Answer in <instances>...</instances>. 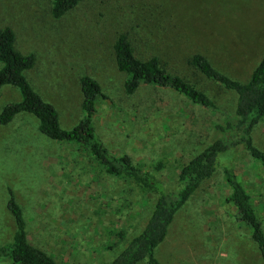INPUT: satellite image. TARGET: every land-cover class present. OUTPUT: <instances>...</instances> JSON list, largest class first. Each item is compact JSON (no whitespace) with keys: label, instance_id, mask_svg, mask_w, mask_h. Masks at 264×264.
I'll return each instance as SVG.
<instances>
[{"label":"rangeland","instance_id":"1","mask_svg":"<svg viewBox=\"0 0 264 264\" xmlns=\"http://www.w3.org/2000/svg\"><path fill=\"white\" fill-rule=\"evenodd\" d=\"M0 26L14 31L16 49L34 55L26 77L56 108L63 128L82 116L78 77L97 80L104 95L93 114L97 138L152 171L168 191L177 188L179 168L219 136L212 125L232 113L235 100L232 91L189 66L188 57L201 53L244 81L264 52V0H82L58 20L49 15L47 0H0ZM120 32L139 57L157 55L167 70L204 91L218 111L157 86L126 94L112 55ZM17 99L14 87L0 89V108ZM252 138L264 151V119ZM233 167L264 232V171L246 153ZM7 187L22 207L31 242L66 264L107 263L143 228L155 201L153 193L142 195L131 182L86 163L76 146L41 134L27 113L0 125V244L14 231ZM228 194L217 169L174 215L155 249L161 264H262ZM118 230L120 240L113 234ZM0 264L10 262L0 258Z\"/></svg>","mask_w":264,"mask_h":264},{"label":"trees","instance_id":"2","mask_svg":"<svg viewBox=\"0 0 264 264\" xmlns=\"http://www.w3.org/2000/svg\"><path fill=\"white\" fill-rule=\"evenodd\" d=\"M47 1L49 15L58 20L82 0ZM112 55L116 69L124 75L122 87L126 94L134 95L141 87L157 86L171 89L197 106L218 111L204 91L180 74L167 70L157 55L139 57L126 33L120 32L115 37ZM34 63L32 53H22L16 49L14 31L9 26H0V89L12 86L18 93L17 100L8 101L0 108V125L9 123L19 113L30 114L36 120L37 130L47 138L76 146L86 163L95 164L110 176L131 182L142 195L153 193L155 196L143 228L105 264H161L155 249L165 239L174 215L217 169L222 171L229 189L226 200L233 206L237 221L248 228L264 264L261 219L233 167L238 154L246 153L264 171V151L254 144L252 138L254 126L264 119V52L244 81L214 67L201 53L195 52L188 57L189 66L232 91L235 100L232 113L225 114L222 122L212 125L219 136L179 168L177 188L173 191H168L152 171L140 163H134L127 153L114 154L99 141L94 131L93 114L96 101L104 95L97 80L87 74L78 77L82 116L71 128H63L56 108L42 98L26 77V72ZM159 167L155 165L154 170ZM6 193L5 206L13 219L14 231L9 241L0 244V258L8 260L10 264H66L31 242L22 207L11 188L7 187ZM113 234L119 240L124 235L121 230Z\"/></svg>","mask_w":264,"mask_h":264}]
</instances>
